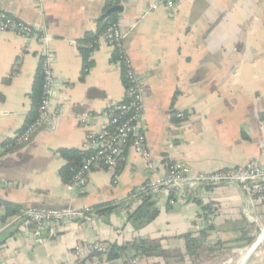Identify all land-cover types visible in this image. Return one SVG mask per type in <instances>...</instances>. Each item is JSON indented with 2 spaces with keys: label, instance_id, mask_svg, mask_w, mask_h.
I'll return each mask as SVG.
<instances>
[{
  "label": "crops",
  "instance_id": "0c3cea01",
  "mask_svg": "<svg viewBox=\"0 0 264 264\" xmlns=\"http://www.w3.org/2000/svg\"><path fill=\"white\" fill-rule=\"evenodd\" d=\"M155 1L119 0L123 11L107 16L110 0H0V9L52 36L42 44L0 32L1 217L8 204L18 208L0 221V264H101L89 257L90 242L139 239L159 242L170 255L153 257L157 263L264 264V204L254 205L238 184L177 188L174 198L153 193L158 216L140 228L128 220L141 204L130 192L164 178L174 161L194 173L253 158L264 165V0H174L172 8L150 10ZM112 17L126 34V54L142 84L141 125L156 168L127 147L119 164L95 166L83 187H69L61 176L62 150L89 155L91 137L109 128L102 111L125 98L123 64L96 37ZM84 40L93 45L88 54ZM42 50L55 58L53 111L28 142L7 148L32 112ZM85 112L91 116L82 124ZM101 204L123 206L99 214ZM30 206L90 209L93 220L37 230L17 217ZM202 230L209 248L186 257L184 235ZM79 245L84 251L77 255Z\"/></svg>",
  "mask_w": 264,
  "mask_h": 264
},
{
  "label": "built area",
  "instance_id": "2783aa9c",
  "mask_svg": "<svg viewBox=\"0 0 264 264\" xmlns=\"http://www.w3.org/2000/svg\"><path fill=\"white\" fill-rule=\"evenodd\" d=\"M116 2V0H111ZM161 6L172 8L175 6L174 0H157L150 4V10H156ZM13 31L24 39L48 44L52 40L49 33H42L35 26L16 18L8 12L0 9V32ZM102 39L106 41L114 50L118 62L123 64L124 76L126 80L125 98L102 111L108 117L109 128L101 129L91 137L89 147L91 153L87 155L82 166L75 172L68 182L69 187H83L95 166L112 168L124 159L127 147L133 148L139 153L145 166L154 170L156 163L153 161L145 130L141 125L144 111L143 88L138 73L133 68L125 50L126 34L120 22L110 24L104 32ZM83 46L93 47L92 44ZM40 56V71L43 75V95L38 109L36 120L27 125L19 134L14 135L7 148L14 144H23L30 140L31 136L44 124L53 111V97L55 91V74L53 64L54 56L48 50H42ZM177 118L184 119L185 114L178 112ZM90 112H85L80 116V122L86 124ZM238 184L250 198L254 205L264 204V165L253 158L243 166H230L211 172H196L182 162L174 161L170 163L168 174L159 180L147 181L130 192L131 197H137L141 193L165 192L170 194L171 190L177 188L186 189L187 186L200 185H222ZM184 190H182L183 192ZM90 209L77 210L71 207L66 208H42L30 206L23 208L19 216L20 220L34 229H42L48 225H61L71 222H79L83 218L93 220ZM250 219L257 221V218L250 216ZM0 221L1 210H0ZM108 245L95 240L88 244L87 252L105 253ZM84 249L76 246V253L80 255ZM127 264H162L154 262L143 254L127 258ZM101 264H107L101 263Z\"/></svg>",
  "mask_w": 264,
  "mask_h": 264
},
{
  "label": "trees",
  "instance_id": "16d2710c",
  "mask_svg": "<svg viewBox=\"0 0 264 264\" xmlns=\"http://www.w3.org/2000/svg\"><path fill=\"white\" fill-rule=\"evenodd\" d=\"M119 0H116L115 4L113 1L110 0L107 4V8H111L112 6L116 5ZM116 14V13H114ZM115 15H113L114 17ZM103 22L99 28L98 34L96 37H99L102 32L110 25L117 22V19L113 18ZM96 37L90 40H94ZM88 40H84L81 42V50L88 54L89 49L87 46H83L87 44ZM43 95V75L42 72L39 71L36 83L34 87V91L32 93V101H33V109L32 112L27 120V125L33 123L37 116H38V109L41 103ZM62 155L67 159V164L61 169V176L64 182H69L75 172L82 166L85 158L87 157L88 153L79 151V150H62ZM140 198L141 204L138 205L136 209L133 211L128 212V220L129 222L135 227L140 228L145 224L151 222L155 219L159 214V208L157 207V202L155 200L153 193H141L137 196ZM170 198H174V192L171 190ZM123 205L121 204H101L95 206L96 212L99 214H109L119 207ZM127 207V206H126ZM18 211L17 206L13 204H8V212L7 215L15 213ZM1 217V220H5V217ZM207 239H208V232L207 230H202L198 233H187L184 235V242H185V256H196L206 252L209 248L207 246ZM108 250L105 253L100 252H91L90 258L97 259L103 263L112 264L115 261L125 257L130 258L140 254L145 255L149 259L153 260V257L156 256H163L165 258L169 257L170 255L167 251L162 247V245L151 239H139L135 240L126 244H121L118 242H114L108 245ZM132 253V255H130ZM128 255V256H127ZM130 255V256H129ZM184 256V257H185ZM126 264V263H125Z\"/></svg>",
  "mask_w": 264,
  "mask_h": 264
},
{
  "label": "water",
  "instance_id": "95a60500",
  "mask_svg": "<svg viewBox=\"0 0 264 264\" xmlns=\"http://www.w3.org/2000/svg\"><path fill=\"white\" fill-rule=\"evenodd\" d=\"M123 11V7L120 6V5H116V6H113L111 7L108 12H107V16L111 15L112 13H115V12H122Z\"/></svg>",
  "mask_w": 264,
  "mask_h": 264
}]
</instances>
